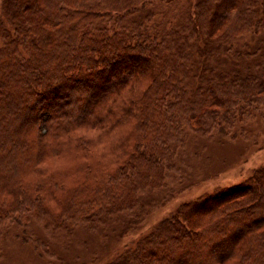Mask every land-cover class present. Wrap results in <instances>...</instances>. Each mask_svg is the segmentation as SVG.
<instances>
[{
    "label": "trees",
    "instance_id": "16d2710c",
    "mask_svg": "<svg viewBox=\"0 0 264 264\" xmlns=\"http://www.w3.org/2000/svg\"><path fill=\"white\" fill-rule=\"evenodd\" d=\"M172 1H0V242L122 221L105 264H264V165L145 228L187 137L264 106V49L234 45L264 0H194L171 26Z\"/></svg>",
    "mask_w": 264,
    "mask_h": 264
},
{
    "label": "rangeland",
    "instance_id": "374dc122",
    "mask_svg": "<svg viewBox=\"0 0 264 264\" xmlns=\"http://www.w3.org/2000/svg\"><path fill=\"white\" fill-rule=\"evenodd\" d=\"M178 2H171L169 14L163 19H169L171 26L182 22L194 0H181V5H177ZM234 45L237 50H254V57L259 58L263 54L261 48L264 49V24L256 31L249 30L241 35ZM228 60L232 61L228 67L241 68L243 60L248 58L230 55ZM261 107L229 130L236 134L235 137L224 138L216 133L187 137L189 139L177 154L179 161L174 176L149 196L153 197V202L149 205L145 228L148 225L152 228L161 218L174 212L180 203L211 193L218 187L235 186L254 168L264 165V106ZM120 222L94 230L82 227L51 230L31 218L27 242L21 228H8L0 242V264H105L135 237V234L132 238L122 235Z\"/></svg>",
    "mask_w": 264,
    "mask_h": 264
}]
</instances>
